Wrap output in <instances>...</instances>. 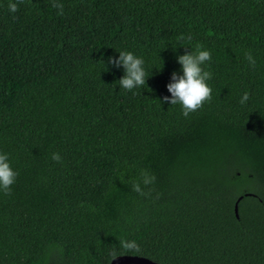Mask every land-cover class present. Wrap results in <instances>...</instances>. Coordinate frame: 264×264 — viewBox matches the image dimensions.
<instances>
[{
    "label": "trees",
    "instance_id": "16d2710c",
    "mask_svg": "<svg viewBox=\"0 0 264 264\" xmlns=\"http://www.w3.org/2000/svg\"><path fill=\"white\" fill-rule=\"evenodd\" d=\"M8 3L0 153L19 175L0 191V264H108L121 239L160 264H264V0ZM197 44L212 100L186 118L168 85ZM119 51L144 61L132 92Z\"/></svg>",
    "mask_w": 264,
    "mask_h": 264
},
{
    "label": "clouds",
    "instance_id": "9594fccd",
    "mask_svg": "<svg viewBox=\"0 0 264 264\" xmlns=\"http://www.w3.org/2000/svg\"><path fill=\"white\" fill-rule=\"evenodd\" d=\"M25 0H9L8 9L11 13H16L19 9V5L24 3ZM53 8L59 9L58 15H63V4L53 3ZM15 18V17H14ZM183 40L184 37H180ZM192 37L188 36L187 40L191 41ZM119 59H112V63L116 67L121 65L125 69V75L119 80L120 86L132 92L134 89L145 85L147 73L144 68V61L142 58L137 57L135 54L127 51H119ZM245 58L249 61L250 66L254 69L256 61L252 54L246 53ZM211 60V53L208 50H203V46L197 44L195 50L191 53H186L178 57L179 63L183 66V76H179L173 73L172 79L174 83L168 85V90L172 93V99L170 103L172 105L180 104L184 117H189L190 113H194L201 109L204 104L210 103L212 100V88L208 85L207 81L212 78V73L206 71L202 66ZM250 99L249 93H244L240 103L246 104ZM168 101L169 98L165 97ZM52 159L57 162H61L62 158L59 153H53ZM19 173L13 170L9 162V156L7 154L0 153V191L5 195L12 194V186L15 184ZM142 182L145 186L153 184L156 177L147 171L142 174ZM134 191L145 195L141 190L140 182H136ZM120 248L121 253L113 251L111 253L113 260L118 256L126 253H139L140 246L135 240L121 239Z\"/></svg>",
    "mask_w": 264,
    "mask_h": 264
},
{
    "label": "water",
    "instance_id": "95a60500",
    "mask_svg": "<svg viewBox=\"0 0 264 264\" xmlns=\"http://www.w3.org/2000/svg\"><path fill=\"white\" fill-rule=\"evenodd\" d=\"M240 198V196L237 197V199L234 201L233 204V211L235 216H237L236 213V202ZM160 264L148 257L141 256V255H133V254H123L118 256L116 259L113 260V258L108 262V264Z\"/></svg>",
    "mask_w": 264,
    "mask_h": 264
}]
</instances>
